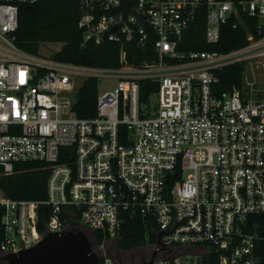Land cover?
I'll use <instances>...</instances> for the list:
<instances>
[{
    "label": "built area",
    "instance_id": "1",
    "mask_svg": "<svg viewBox=\"0 0 264 264\" xmlns=\"http://www.w3.org/2000/svg\"><path fill=\"white\" fill-rule=\"evenodd\" d=\"M38 0H0V177L19 163L49 166L48 233L84 231L97 264H115L124 213L157 226L158 264H194L210 252L219 264H258L264 240V90L255 83L230 92L213 89L215 72L264 58V36L228 53L180 49L183 35L205 15L208 43L230 20L258 18L264 0H81L82 45L105 40L146 47L156 57L120 68H97L29 54L14 43L19 8ZM132 2V4H131ZM97 81V113L73 111L86 81ZM112 84L99 93L101 81ZM142 82L154 87L141 99ZM156 96L157 104L151 103ZM4 256L37 245L38 202L13 200L0 190ZM83 222L84 226L81 224ZM97 232L99 239L95 236ZM201 246L202 248H199ZM193 254L196 256L194 257Z\"/></svg>",
    "mask_w": 264,
    "mask_h": 264
},
{
    "label": "trees",
    "instance_id": "2",
    "mask_svg": "<svg viewBox=\"0 0 264 264\" xmlns=\"http://www.w3.org/2000/svg\"><path fill=\"white\" fill-rule=\"evenodd\" d=\"M239 1V0H236ZM132 4V2H131ZM81 0H38L34 4H23L19 8V29L15 33L14 43L21 50L39 55L42 44H62L58 52L52 54L56 60L97 68H120L121 53H126L130 65L139 66L152 61L156 55L152 41L146 47H139L136 42L128 41L120 45L108 40L100 44L88 42L82 45L84 32L79 28L81 17ZM242 23L234 28L230 20L222 25L220 40L210 44L205 37V15L186 30L180 49L185 51H202L228 53L248 44V34L256 38L264 36L258 33V18L242 14ZM245 65L235 64L215 72L216 82L213 89L217 93L230 92L242 88ZM156 87L142 82L141 99L146 101L150 92ZM97 81H86L78 92L73 111L79 118H92L97 113ZM51 171L48 165L41 162L19 163L12 175L0 177V190L10 199L38 202V231L45 235L52 216V207L45 204L48 199V180ZM5 208L0 205V244L4 238L2 218ZM260 223V235L264 236V216L254 217ZM95 236L99 239L97 232ZM157 242V226L151 218L144 219L139 214L124 213V221L118 237L119 249L128 251L150 246ZM255 255L258 264H264V240L256 244ZM199 264H219V255L210 252L199 260Z\"/></svg>",
    "mask_w": 264,
    "mask_h": 264
},
{
    "label": "water",
    "instance_id": "3",
    "mask_svg": "<svg viewBox=\"0 0 264 264\" xmlns=\"http://www.w3.org/2000/svg\"><path fill=\"white\" fill-rule=\"evenodd\" d=\"M156 255L147 264H153ZM7 264H97L89 236L84 231L48 233L34 247L4 256Z\"/></svg>",
    "mask_w": 264,
    "mask_h": 264
},
{
    "label": "rangeland",
    "instance_id": "4",
    "mask_svg": "<svg viewBox=\"0 0 264 264\" xmlns=\"http://www.w3.org/2000/svg\"><path fill=\"white\" fill-rule=\"evenodd\" d=\"M61 47L62 44L45 43L41 45L40 54L45 56H50L51 54L58 52L61 49ZM245 76L247 83L249 84L255 83L257 88L264 90V58L254 62L251 66L247 65L245 68ZM111 84H112L111 82L105 80L101 81L99 84V93L100 94L104 93L109 87H111L110 86ZM150 100L152 104H157L158 102L156 96H152ZM81 224L84 226L83 222H81ZM116 243L117 242L113 240L108 244V250L112 252L111 255L115 261H117V259L114 256L116 253ZM199 248L202 247L199 246ZM193 256L195 257L196 255L193 254ZM181 260H184L183 264H194V260L189 258L184 259V257H182ZM158 263L159 260H156L155 264Z\"/></svg>",
    "mask_w": 264,
    "mask_h": 264
},
{
    "label": "flooded vegetation",
    "instance_id": "5",
    "mask_svg": "<svg viewBox=\"0 0 264 264\" xmlns=\"http://www.w3.org/2000/svg\"><path fill=\"white\" fill-rule=\"evenodd\" d=\"M109 253L112 252L109 250ZM122 256H121V255ZM158 256L157 250L152 246L140 247L128 251L119 249L118 241L116 243L115 264H147L154 256Z\"/></svg>",
    "mask_w": 264,
    "mask_h": 264
}]
</instances>
